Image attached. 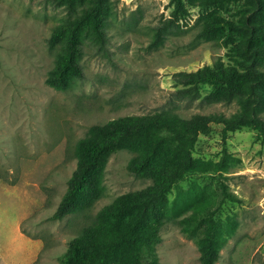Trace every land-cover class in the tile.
<instances>
[{
  "label": "rangeland",
  "instance_id": "1",
  "mask_svg": "<svg viewBox=\"0 0 264 264\" xmlns=\"http://www.w3.org/2000/svg\"><path fill=\"white\" fill-rule=\"evenodd\" d=\"M242 8L241 2L218 9L185 2L186 12L176 15L172 0H107L104 38L82 37L83 77L62 91L46 80L59 50L51 32L69 20L67 10L57 0H0V251L8 264H60L68 242L101 208L151 184L128 170L129 151L115 152L93 207L51 218L76 167V145L93 125L154 113L189 118L238 111L235 101L210 98L209 84L183 81L217 60L235 63L231 44L198 33L211 15L240 21ZM193 157L211 170L186 175L172 188L169 204L177 195L184 203H175L177 215L160 229L159 262L201 264L182 221L192 204L206 201L227 239L216 264H264V135L251 127L224 133L212 123Z\"/></svg>",
  "mask_w": 264,
  "mask_h": 264
},
{
  "label": "trees",
  "instance_id": "2",
  "mask_svg": "<svg viewBox=\"0 0 264 264\" xmlns=\"http://www.w3.org/2000/svg\"><path fill=\"white\" fill-rule=\"evenodd\" d=\"M71 16L53 27L51 39L58 58L46 82L65 91L73 80L83 77L78 62L81 39L87 34L102 40L107 0H57ZM174 12H186L185 2L201 8H222L231 3L243 5L240 21L211 15L199 27L205 39L223 38L238 56L233 65L220 60L187 74L183 84H209V97L235 101L239 109L230 116L194 114L182 118L176 113H154L113 119L95 124L89 135L76 145L77 163L55 212L54 220L88 211L101 195L100 174L111 154L127 150L132 157L128 170L151 181L148 186L122 194L101 208L93 223L68 242L60 264H162L156 254L161 242L160 229L167 216H176L169 194L184 178L211 169L194 159L193 152L201 134L212 123L221 124L224 133L251 127L264 135V0H172ZM95 37V38H94ZM238 39V40H237ZM228 198L237 200L230 195ZM206 201L191 205L182 231L192 235L200 252L201 264H216L226 238L219 236L214 209ZM200 228V234L196 230Z\"/></svg>",
  "mask_w": 264,
  "mask_h": 264
},
{
  "label": "crops",
  "instance_id": "3",
  "mask_svg": "<svg viewBox=\"0 0 264 264\" xmlns=\"http://www.w3.org/2000/svg\"><path fill=\"white\" fill-rule=\"evenodd\" d=\"M0 264H8L7 261L3 258L1 251H0Z\"/></svg>",
  "mask_w": 264,
  "mask_h": 264
}]
</instances>
